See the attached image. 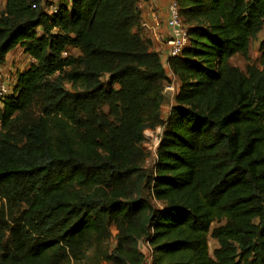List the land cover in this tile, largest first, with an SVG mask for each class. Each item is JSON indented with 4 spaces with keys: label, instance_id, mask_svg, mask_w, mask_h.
I'll return each mask as SVG.
<instances>
[{
    "label": "trees",
    "instance_id": "1",
    "mask_svg": "<svg viewBox=\"0 0 264 264\" xmlns=\"http://www.w3.org/2000/svg\"><path fill=\"white\" fill-rule=\"evenodd\" d=\"M4 1L0 67L17 46L33 61L0 109V264H264V40L263 68L230 62L264 0H176L171 75L139 0Z\"/></svg>",
    "mask_w": 264,
    "mask_h": 264
},
{
    "label": "rangeland",
    "instance_id": "2",
    "mask_svg": "<svg viewBox=\"0 0 264 264\" xmlns=\"http://www.w3.org/2000/svg\"><path fill=\"white\" fill-rule=\"evenodd\" d=\"M49 2V0H46ZM4 0H0V11L4 9ZM149 29H143V37L149 38L150 34L147 31ZM264 40V29L258 33V35L251 40L250 47H249V53L247 57H244L241 54L234 55L230 62L231 64L238 66L241 70L246 71L247 66L249 65H255L259 68H263L260 64L261 60V50H260V44ZM65 55L69 56H77L79 55V51L75 48H69ZM33 59L32 57L25 53L23 48L20 46L15 47L12 49L9 54L7 55L6 62L2 67V71L0 73V82H3L5 79L9 81L11 84V88H13L16 84V78H17V72L26 70L30 64L32 63ZM170 85L174 84L171 82ZM67 87L70 88V86L67 84ZM167 88V87H166ZM175 90H167L165 89V101L164 106L162 108V114L164 119H167L169 116L172 104L174 103V97L177 92V88L174 87ZM163 133V129L161 126H158L156 129H148L145 131V140L142 144L144 150L147 152V158L144 163V167L148 170H151L155 164L156 161V144L159 142L161 136ZM1 204V200H0ZM218 223H213L212 227L217 226ZM113 234H116V231L114 228H112ZM115 244V238L113 237L110 241V246H114ZM218 247V243L215 239L209 238V251L211 254H213V251L215 248ZM102 264H106L103 262Z\"/></svg>",
    "mask_w": 264,
    "mask_h": 264
},
{
    "label": "built area",
    "instance_id": "3",
    "mask_svg": "<svg viewBox=\"0 0 264 264\" xmlns=\"http://www.w3.org/2000/svg\"><path fill=\"white\" fill-rule=\"evenodd\" d=\"M143 5V0H139L138 6L141 8ZM58 11L57 4L53 3L49 6V13L55 14ZM167 27L168 33L165 36H159L158 38L164 43L165 54L167 58L179 56L185 47L189 44V35L186 26L184 25L181 16L180 9L176 0H170L167 5ZM152 14L155 20L158 19L155 10H152ZM142 26L147 29H153V27L148 22H143ZM167 90H175L173 85H167ZM12 91L11 84L8 80L0 82V109L4 106V99ZM160 142V140H159ZM156 144V148L159 144Z\"/></svg>",
    "mask_w": 264,
    "mask_h": 264
},
{
    "label": "crops",
    "instance_id": "4",
    "mask_svg": "<svg viewBox=\"0 0 264 264\" xmlns=\"http://www.w3.org/2000/svg\"><path fill=\"white\" fill-rule=\"evenodd\" d=\"M170 0H143V5L141 7L142 12V22H148L153 29L147 30L150 34L149 38L152 41L154 50L161 53L162 60L164 61L165 68L167 70L168 74H172L171 70L168 66L167 62V56L164 52L165 46L164 43L158 38L159 36L163 37L168 33V27H167V5ZM152 10H155L158 16V19L155 20L152 14ZM146 29V28H143ZM2 71V67H0V72ZM172 83L174 84V87L178 89L179 82L174 77L172 78ZM141 251L146 254L148 257V263L150 261V250L149 246L145 242H141L140 244Z\"/></svg>",
    "mask_w": 264,
    "mask_h": 264
}]
</instances>
